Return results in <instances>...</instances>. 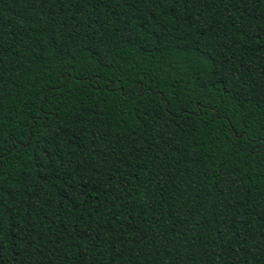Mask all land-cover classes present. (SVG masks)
<instances>
[{
	"label": "trees",
	"instance_id": "16d2710c",
	"mask_svg": "<svg viewBox=\"0 0 264 264\" xmlns=\"http://www.w3.org/2000/svg\"><path fill=\"white\" fill-rule=\"evenodd\" d=\"M0 264H264V0H0Z\"/></svg>",
	"mask_w": 264,
	"mask_h": 264
}]
</instances>
